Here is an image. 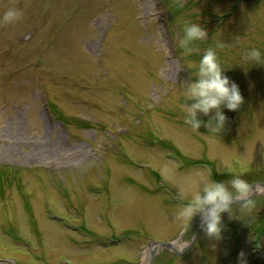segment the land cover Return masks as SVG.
I'll use <instances>...</instances> for the list:
<instances>
[{"label":"rangeland","instance_id":"rangeland-1","mask_svg":"<svg viewBox=\"0 0 264 264\" xmlns=\"http://www.w3.org/2000/svg\"><path fill=\"white\" fill-rule=\"evenodd\" d=\"M9 8L23 15L0 22V264H142L146 249L145 264H237L241 250L264 264L250 238L264 239V65L245 58L264 54V0H0ZM184 21L208 33L188 57ZM209 47L245 98L221 106V133L214 111L193 130L181 107L187 63ZM200 174L255 185L251 225L225 212L210 241L198 214L191 244L174 213Z\"/></svg>","mask_w":264,"mask_h":264},{"label":"clouds","instance_id":"clouds-1","mask_svg":"<svg viewBox=\"0 0 264 264\" xmlns=\"http://www.w3.org/2000/svg\"><path fill=\"white\" fill-rule=\"evenodd\" d=\"M23 12L19 8H9L2 16L0 22L12 23L20 19ZM207 30L200 23L184 21L183 36L178 40V47L182 50L185 57L199 50L193 47L194 42L206 38ZM220 46V45H218ZM163 51L167 54V46L164 45ZM245 58L253 64L264 65V54L259 48H250L245 53ZM190 69L195 68V79H191L183 89L185 103L181 105L185 113V123L190 125L193 130H199L202 121L197 118L198 113L209 114L214 111V116L207 122L209 131L221 133L225 127L227 116L221 110V106L229 110L238 109L244 102V96L239 85L225 74L224 65L217 57L216 51L209 47L201 56L198 65L187 63ZM230 185V187H229ZM254 186L241 175H233L226 184L212 179L211 175H199L197 187L188 190L184 187L178 188V196L184 200L182 206L175 213V220L180 225L182 235L189 236L192 243L196 237L192 234V221L198 214L201 217V230L210 241H220L226 225L222 222V214L227 212L233 219H239L245 224L251 225V211L254 208ZM240 208L234 212V206ZM244 209H248L247 218ZM257 241L256 247L259 248L264 239L250 237ZM189 244H186L187 247ZM216 247L215 243L211 244ZM183 251V249H181ZM237 264H248L247 254L241 250L237 256Z\"/></svg>","mask_w":264,"mask_h":264},{"label":"water","instance_id":"water-1","mask_svg":"<svg viewBox=\"0 0 264 264\" xmlns=\"http://www.w3.org/2000/svg\"><path fill=\"white\" fill-rule=\"evenodd\" d=\"M254 189H255V185H254ZM256 193V190L254 192V194ZM157 244L161 245V246H165V247H172V243L171 242H156ZM192 244V243H191ZM189 247V246H188ZM173 248V247H172ZM179 252V251H178ZM154 256V251L152 252V259Z\"/></svg>","mask_w":264,"mask_h":264},{"label":"bare ground","instance_id":"bare-ground-1","mask_svg":"<svg viewBox=\"0 0 264 264\" xmlns=\"http://www.w3.org/2000/svg\"><path fill=\"white\" fill-rule=\"evenodd\" d=\"M150 252H151V249H146L143 252V262H142V264H145L148 261Z\"/></svg>","mask_w":264,"mask_h":264},{"label":"flooded vegetation","instance_id":"flooded-vegetation-1","mask_svg":"<svg viewBox=\"0 0 264 264\" xmlns=\"http://www.w3.org/2000/svg\"><path fill=\"white\" fill-rule=\"evenodd\" d=\"M264 185V184H263ZM263 231H264V228H263Z\"/></svg>","mask_w":264,"mask_h":264}]
</instances>
